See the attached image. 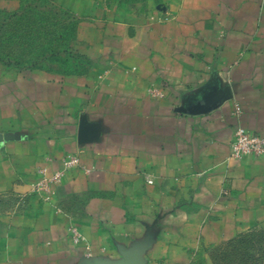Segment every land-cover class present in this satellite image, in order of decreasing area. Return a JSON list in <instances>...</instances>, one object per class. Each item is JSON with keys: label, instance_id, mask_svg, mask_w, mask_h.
Returning a JSON list of instances; mask_svg holds the SVG:
<instances>
[{"label": "crops", "instance_id": "0c3cea01", "mask_svg": "<svg viewBox=\"0 0 264 264\" xmlns=\"http://www.w3.org/2000/svg\"><path fill=\"white\" fill-rule=\"evenodd\" d=\"M41 1L58 43L0 86V264H234L264 223V157L229 148L264 135V0Z\"/></svg>", "mask_w": 264, "mask_h": 264}, {"label": "rangeland", "instance_id": "374dc122", "mask_svg": "<svg viewBox=\"0 0 264 264\" xmlns=\"http://www.w3.org/2000/svg\"><path fill=\"white\" fill-rule=\"evenodd\" d=\"M20 2V7L13 11V0H0V86L7 81L13 64L42 63L46 58L42 52L49 45H57V31L63 26L55 24L53 36L49 35L52 27L44 22L48 13L39 6L42 1ZM0 93V101H4L6 96L2 90ZM1 107L0 115L6 117L8 110L4 104ZM234 252V264H264V223L245 237L243 246L236 247Z\"/></svg>", "mask_w": 264, "mask_h": 264}, {"label": "built area", "instance_id": "2783aa9c", "mask_svg": "<svg viewBox=\"0 0 264 264\" xmlns=\"http://www.w3.org/2000/svg\"><path fill=\"white\" fill-rule=\"evenodd\" d=\"M229 148L230 155L234 158L264 157V135L243 127H237L229 142ZM62 162V171L70 170L79 165L78 156L74 154L66 155ZM62 171L54 173L50 180L52 182L58 181ZM38 172L43 174L44 169H40ZM147 182L152 183V180L147 179Z\"/></svg>", "mask_w": 264, "mask_h": 264}]
</instances>
